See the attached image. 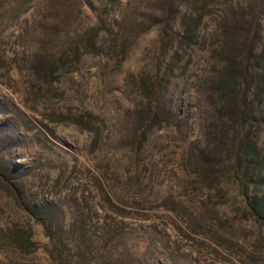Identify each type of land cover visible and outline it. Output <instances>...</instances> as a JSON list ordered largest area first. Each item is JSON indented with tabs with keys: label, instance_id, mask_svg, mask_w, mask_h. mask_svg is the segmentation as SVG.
Masks as SVG:
<instances>
[{
	"label": "rangeland",
	"instance_id": "obj_1",
	"mask_svg": "<svg viewBox=\"0 0 264 264\" xmlns=\"http://www.w3.org/2000/svg\"><path fill=\"white\" fill-rule=\"evenodd\" d=\"M77 1L0 0V264H264L263 117L252 204L217 165L232 131L216 8L151 116L163 0L107 5L95 45L67 39ZM54 145L73 167L52 179Z\"/></svg>",
	"mask_w": 264,
	"mask_h": 264
},
{
	"label": "trees",
	"instance_id": "obj_2",
	"mask_svg": "<svg viewBox=\"0 0 264 264\" xmlns=\"http://www.w3.org/2000/svg\"><path fill=\"white\" fill-rule=\"evenodd\" d=\"M119 1L121 0H78L70 30L66 33L67 39L86 38L87 42L90 40V44L94 40L95 45V39L106 28L104 8ZM255 1L254 5L252 0H163L158 7L161 12L158 13L160 15L167 12L172 24H162L164 21L161 19L156 20L157 24H148L158 32L162 45H166V64H161L154 70L153 81L148 86L152 87L154 94L151 95L156 99V103L151 106V116H161L164 112L158 95L166 71L170 68L168 64L179 62L178 57L184 50L188 47L192 49L195 42L204 39L201 24L205 15L216 8V12L222 17L217 36L221 37L220 52L227 53L229 57L220 70L224 80L220 79L216 85L219 93L228 96L226 108L231 113L229 131L232 133L226 140L217 165L226 174L231 186L236 188V193L246 201L251 198L248 188L249 183L254 181V169L261 163V150L258 140L253 136L261 127L262 117L264 120V114L261 113L264 110V0ZM88 9L93 16L88 13ZM95 112L96 108L91 110V113ZM49 150L50 155L62 161V167L55 168L50 177L54 179L56 174L58 177L65 176L73 167L71 155L55 145ZM95 152L98 153L97 159L101 161L110 159L111 154L107 149L98 148ZM40 159L43 163V154ZM226 160L232 161L226 164ZM262 198L261 204L264 207V196ZM32 237L33 235L29 236L28 241ZM66 255L71 258V255Z\"/></svg>",
	"mask_w": 264,
	"mask_h": 264
}]
</instances>
